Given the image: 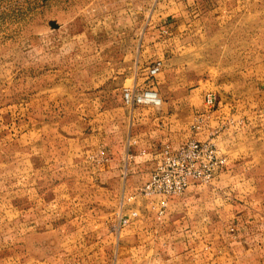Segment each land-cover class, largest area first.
Wrapping results in <instances>:
<instances>
[{"label":"rangeland","instance_id":"obj_1","mask_svg":"<svg viewBox=\"0 0 264 264\" xmlns=\"http://www.w3.org/2000/svg\"><path fill=\"white\" fill-rule=\"evenodd\" d=\"M230 91L264 105V0H0V264H157L126 242L122 218L149 204L147 181L124 194L129 141L149 114L153 138L200 133L207 95ZM250 141L264 192V134Z\"/></svg>","mask_w":264,"mask_h":264},{"label":"crops","instance_id":"obj_2","mask_svg":"<svg viewBox=\"0 0 264 264\" xmlns=\"http://www.w3.org/2000/svg\"><path fill=\"white\" fill-rule=\"evenodd\" d=\"M215 96V105L204 114L206 121L200 133L186 132L180 136V140L184 139L181 142L158 138V135L153 138L154 130L156 133L159 130L155 124L164 129V123L161 125L160 122L165 117L149 114L140 137L129 141L128 150L134 155L131 154L120 169L121 178L125 180V197L128 183L140 185L148 181L155 167V158L165 144L177 146L190 138L206 137L215 142L219 140L229 154L226 165L211 185L193 184V189H187L183 195L163 197L168 203L161 217L157 212L161 197L138 195L146 196L149 204L139 206L136 215L128 214L126 242H130L127 246L132 255L138 254L142 260L157 264H264V192L256 188L258 181L249 174L251 161L247 155L251 150L252 137L264 134V105L244 101L232 91ZM217 128L223 130L217 134ZM164 133L165 129L162 135ZM235 183L237 190L234 196L231 185ZM204 188L211 190H198ZM223 190L232 195L228 197ZM223 199H226L224 207H210L212 200H220L223 204ZM229 199H235V204ZM133 206L137 207V203ZM228 206L238 210L233 222L236 230L231 233L229 225L217 219L219 212L229 211Z\"/></svg>","mask_w":264,"mask_h":264},{"label":"built area","instance_id":"obj_3","mask_svg":"<svg viewBox=\"0 0 264 264\" xmlns=\"http://www.w3.org/2000/svg\"><path fill=\"white\" fill-rule=\"evenodd\" d=\"M159 65L150 68L151 75L159 71ZM124 99L128 104H154L161 102L158 92L153 89L137 91L126 88ZM216 97L208 94L206 103L211 107ZM199 129L201 125L193 124ZM155 158V167L148 181L141 187L140 193L150 197H161L157 204L158 216L161 217L167 207V200L163 197L181 195L193 184H210L227 163V156L212 139L190 138L180 145L165 144ZM134 215L136 211L132 212ZM126 224L128 218H122Z\"/></svg>","mask_w":264,"mask_h":264}]
</instances>
